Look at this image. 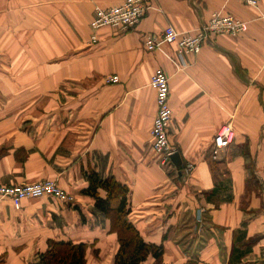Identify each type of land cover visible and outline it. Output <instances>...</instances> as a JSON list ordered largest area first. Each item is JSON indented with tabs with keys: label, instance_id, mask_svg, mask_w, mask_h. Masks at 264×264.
<instances>
[{
	"label": "crops",
	"instance_id": "1",
	"mask_svg": "<svg viewBox=\"0 0 264 264\" xmlns=\"http://www.w3.org/2000/svg\"><path fill=\"white\" fill-rule=\"evenodd\" d=\"M123 2L0 0V185L51 180L74 197L20 210L0 198V264H42L60 242L86 244V264H115L118 234L82 192L88 170L128 188L129 219L164 246L162 264H264V0H152L135 31L102 28L91 44L95 9ZM213 14L246 32L212 36L183 60L176 45L146 50L147 36L194 34ZM157 69L169 78L176 173L152 150ZM227 124L234 141L214 157Z\"/></svg>",
	"mask_w": 264,
	"mask_h": 264
},
{
	"label": "built area",
	"instance_id": "2",
	"mask_svg": "<svg viewBox=\"0 0 264 264\" xmlns=\"http://www.w3.org/2000/svg\"><path fill=\"white\" fill-rule=\"evenodd\" d=\"M248 7H258L260 0H236ZM152 0H124L121 5L103 9L96 8L90 24L91 44L98 42V31L110 28L119 33L135 31L141 21L151 10ZM247 23L233 16L213 14L211 20L194 34H183L174 27H167L161 35H149L145 38V48L149 52L160 49L164 44L176 45L177 55L183 60L186 56L201 53L206 41L212 36L229 35L238 36L247 30ZM117 76L108 79L109 84H118ZM150 87L156 93L157 114L151 129L152 150L159 159V165L166 171L177 172L171 156L177 152L172 145L170 134L173 110L170 105L169 78L162 69H157L153 74ZM235 133L230 124L224 125L214 138V157L223 150H227L234 141ZM264 167V161H263ZM186 173L190 174L193 165L186 166ZM0 198L11 200L15 209L20 210L26 200L51 198L62 203L73 204L74 197L64 191L56 181L45 180L32 184L13 186L0 185ZM205 221L203 211L196 213V224L199 228ZM28 264H33L29 262Z\"/></svg>",
	"mask_w": 264,
	"mask_h": 264
},
{
	"label": "trees",
	"instance_id": "3",
	"mask_svg": "<svg viewBox=\"0 0 264 264\" xmlns=\"http://www.w3.org/2000/svg\"><path fill=\"white\" fill-rule=\"evenodd\" d=\"M85 179L88 187L82 191L83 194L95 200L96 209L110 219L112 230L118 234L120 248L115 264H143L149 258H153L156 264H162L164 246L146 243L129 219L132 210L128 188L114 178H101L93 170L85 172ZM87 248L86 244L60 242L43 254L41 261L42 264H86Z\"/></svg>",
	"mask_w": 264,
	"mask_h": 264
},
{
	"label": "water",
	"instance_id": "4",
	"mask_svg": "<svg viewBox=\"0 0 264 264\" xmlns=\"http://www.w3.org/2000/svg\"><path fill=\"white\" fill-rule=\"evenodd\" d=\"M171 160L174 166L177 168V170H180L184 166L182 157L178 152H176L171 156Z\"/></svg>",
	"mask_w": 264,
	"mask_h": 264
}]
</instances>
